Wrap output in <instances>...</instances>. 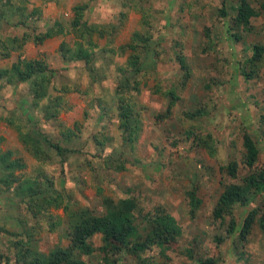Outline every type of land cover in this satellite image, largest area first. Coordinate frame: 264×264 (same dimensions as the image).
<instances>
[{"label": "rangeland", "instance_id": "obj_1", "mask_svg": "<svg viewBox=\"0 0 264 264\" xmlns=\"http://www.w3.org/2000/svg\"><path fill=\"white\" fill-rule=\"evenodd\" d=\"M221 1L9 0L8 6H3L5 0L0 1V15L5 22L29 16L32 9L39 11L38 15L28 17L25 28L1 24L0 40L4 44L7 36H20L23 32L34 35L55 21L67 28L71 8L81 4L86 5L82 19L87 24L114 27L110 36L91 37L96 45L93 57L97 67L93 83L82 62L61 59L58 45L60 42L69 45L74 39L69 35L54 36L39 46L25 42L19 54L12 52L9 58L0 59V68L9 67L17 55L46 63L52 70L49 94L60 101L56 118L46 121L40 112L45 100L33 106L26 82L12 85L0 82V152L10 150L13 157L25 163L24 170L15 171L14 175L19 180L35 179L43 187L47 180L50 191L61 193L63 198L69 195L75 203L70 210L86 207L98 212L100 196H106L114 200L133 198L140 214L157 208L168 212L182 230L173 247L175 251L167 252L169 264H198V259L208 258L214 264H264V230L257 223L246 242L239 245L236 232L227 233L229 217L223 221L211 219L223 178L219 167L230 159L239 161L243 132L258 149L257 165L264 162V54L257 76L245 81L238 72L251 46L264 45V16L252 19L247 32L236 29L240 39L234 41L226 30L233 12L229 8L226 16L219 17ZM224 1V5L233 4V0ZM261 1L249 0L254 8ZM18 6L23 9L21 14L14 9ZM103 6L114 10L106 19H101L99 11ZM203 29L209 30V40L204 38ZM133 32L151 37L148 50L155 60L143 61L138 75L140 93L133 98L140 109L141 131L130 148L117 129L114 89L118 82L117 68L125 66L127 57L121 47L130 41ZM177 50L185 57L190 77L170 116L157 122L154 116L163 113L165 102L160 95L151 93L156 85L161 89L180 80L174 60ZM199 108V117L186 118V113ZM15 126L21 131L34 126L50 142L72 148L76 153L63 158L47 150L48 161L39 163L17 140ZM190 130L199 136L210 134L212 155L207 153L208 149L194 148L191 140L184 138V133ZM102 136L110 141L102 151L95 150L93 138ZM108 156L111 159L104 164ZM119 163L124 170L115 171L113 168ZM192 186L201 204L190 219L184 193ZM263 198L264 193L253 203L234 208L233 217L238 225L250 209L264 207ZM24 200L0 185V264H18L14 258L17 242L24 244L29 240L44 253L55 246L67 245L65 214L61 208H48L32 217ZM92 242L98 245V237ZM145 255L156 257V250ZM84 261L99 264L97 254ZM119 263L134 264L128 256L121 257Z\"/></svg>", "mask_w": 264, "mask_h": 264}, {"label": "trees", "instance_id": "obj_2", "mask_svg": "<svg viewBox=\"0 0 264 264\" xmlns=\"http://www.w3.org/2000/svg\"><path fill=\"white\" fill-rule=\"evenodd\" d=\"M5 1L3 6H8L9 0ZM232 2L233 4L227 6L222 0V7L217 12L218 16L223 18L228 14L226 13L227 9L232 10V16L226 23V30L229 37L238 41L240 35L236 29L247 32L251 29L250 21L252 19L261 15L264 16V0L257 4V8H254L249 0H233ZM85 8V4L75 5L71 8L72 18L68 21L67 28L55 21L43 32L34 35L23 32L20 36H7L6 44L0 40V48L3 50L0 53V59L9 58L12 52L19 54L25 42L30 41L33 45L39 46L44 40L54 36L69 35L74 38L69 45L63 42L58 45L60 57L64 62H82L84 70L93 83L97 77V67H95L93 57V50L96 45L92 43L91 37L94 34L97 38L110 36V33L114 32V27L87 24L82 19ZM14 9L20 14L23 10L21 6ZM38 14V9H32L28 14L29 16H23V18L17 16L14 22L5 23L11 27L25 28L28 17L31 18ZM0 20H2L1 15ZM35 30L32 31L31 29L32 32ZM208 31L203 29V36L206 40L210 38ZM150 38L149 35L140 36L137 32H133L130 41L121 47L127 53L125 66L117 68L118 82L114 89L117 129L120 131L123 143L130 148L141 131L140 109H137L133 98L134 94L140 93L138 75L142 71L143 61L150 59L149 61L154 63L155 60L152 51L148 50ZM204 49L205 47L202 48V52ZM263 54L264 45L255 44L251 46L248 56L242 59L238 72L245 81L258 75L259 69L257 68ZM174 60L180 71V80L161 89L156 85L151 93L160 95L165 102L163 113L154 116V120L157 122L170 116L173 106L181 100L180 91L184 89L190 77L188 65L180 50L175 51ZM51 77L52 70L48 68L46 63L38 59L21 58L20 55H17L9 67L0 68V82H4L6 85L24 82L28 84L33 106L36 107L38 103L45 100L40 112L46 121L54 120L60 110L59 97H51L49 94ZM200 115V108L185 114L189 120ZM14 130L23 149L39 163L48 161L47 150L63 158L76 153V150L72 148H65L50 142L34 126L26 131H21L18 126H15ZM71 135L72 133L67 135L68 140ZM184 138L190 139L192 146L196 149L206 151L211 149L210 134L199 136L190 130L184 133ZM1 141L2 138H0ZM93 141L95 150L102 151L110 138L102 136L97 139L94 137ZM241 148L239 161L230 159L219 167V172L223 176L222 181L219 182L221 190L211 210L213 221H223L225 217H229L227 233L233 235L236 232V240L239 245L246 242L254 223H257L260 230H264V207L262 209L258 207L250 209L239 225L233 217V210L236 206L245 207L264 193V162L257 165L258 149L246 132L241 135ZM207 153L212 155L214 150L207 151ZM110 159L111 156L104 159V164H107ZM24 168L25 163L21 158L13 157L10 150L1 151L0 185L6 191L11 189L14 195L25 199L26 210L32 217L48 208H61L65 214L63 221L66 224L65 236L68 242L66 246H55L46 253L32 246L29 240L24 244L17 242L18 245L16 246L19 247L14 258L18 264H86L84 258L95 254L98 255L99 264H120L121 257L124 256L130 257L134 264H169L167 252L175 251L174 246L180 238L182 230L168 212L157 208L151 213L140 214L133 198L114 200L106 196H100V211L98 212L86 207L70 210V206L75 203L71 202L69 195L66 194L63 198L61 193L50 191L48 189L50 183L47 180L45 181L46 187H43L35 179L19 180L14 172H20ZM113 169L121 171L124 170V167L122 163H119ZM184 196L187 213L191 219L199 209L201 201L196 195L194 186L187 190ZM258 214L259 217H257ZM95 236L98 237L99 241L96 246L92 242ZM154 249L156 250V257L145 255L147 251ZM188 252L186 250L185 254L187 255ZM197 262L198 264L215 263L211 258L198 259Z\"/></svg>", "mask_w": 264, "mask_h": 264}, {"label": "clouds", "instance_id": "obj_3", "mask_svg": "<svg viewBox=\"0 0 264 264\" xmlns=\"http://www.w3.org/2000/svg\"><path fill=\"white\" fill-rule=\"evenodd\" d=\"M101 12V19H106L107 16L112 15L114 10L110 6H103L101 9H99ZM97 23H100V20L96 21Z\"/></svg>", "mask_w": 264, "mask_h": 264}, {"label": "crops", "instance_id": "obj_4", "mask_svg": "<svg viewBox=\"0 0 264 264\" xmlns=\"http://www.w3.org/2000/svg\"><path fill=\"white\" fill-rule=\"evenodd\" d=\"M3 20V19H2ZM0 22H1V20H0ZM7 22V21H6ZM1 24H6L5 23V20H3L1 23H0V26H1Z\"/></svg>", "mask_w": 264, "mask_h": 264}]
</instances>
